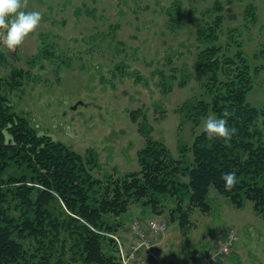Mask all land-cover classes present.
I'll list each match as a JSON object with an SVG mask.
<instances>
[{
	"label": "rangeland",
	"instance_id": "1",
	"mask_svg": "<svg viewBox=\"0 0 264 264\" xmlns=\"http://www.w3.org/2000/svg\"><path fill=\"white\" fill-rule=\"evenodd\" d=\"M215 1L28 0L25 10L43 15L39 27L15 51L9 52L0 43V77L13 67L30 69L20 89L8 92L11 104L27 114L40 133L80 153L95 150L100 167L93 173L98 177L140 169L138 151L146 137L139 130L140 122L131 117L134 110L141 112L142 121L147 118L143 124L151 131L146 134L180 156V145L189 147L207 119L197 127L190 121L182 123L177 107L188 98L209 99L196 63V35L200 25L213 19ZM220 1L228 6L223 11L226 19L220 41H231L229 31L235 29L234 37L241 41L252 65L264 64V57L253 56L264 48V0ZM251 6L255 21L247 17ZM46 44H55V55L64 60L40 58L30 65L28 57ZM159 70L176 74L178 81L190 77L185 86L177 81L174 89L164 94ZM248 101L264 105V66ZM188 155L192 156L189 150ZM208 199L210 212L193 207L183 225L179 219H171L169 211L176 205L171 196L163 197L164 210L159 212L153 211L150 203H133L117 218L125 223L118 234L129 233L139 217L153 218L167 224L164 232L150 230L159 243L155 247L160 261L264 264V218L255 211L253 201L247 199L238 208L214 187ZM145 229L148 231V226ZM231 229L239 237L231 252L206 261ZM196 251L195 260L192 255ZM59 254L58 249L53 264H68L69 256Z\"/></svg>",
	"mask_w": 264,
	"mask_h": 264
},
{
	"label": "trees",
	"instance_id": "2",
	"mask_svg": "<svg viewBox=\"0 0 264 264\" xmlns=\"http://www.w3.org/2000/svg\"><path fill=\"white\" fill-rule=\"evenodd\" d=\"M226 9L216 0L213 19L197 28L196 63L209 99L188 98L177 111L182 123L197 127L210 114L223 118L227 109L228 125L236 129L230 146L208 140L202 130L189 147L180 145L176 157L163 141L146 134L151 131L143 124L147 118L142 121L141 112L134 110L131 117L140 122L146 137L138 151L140 169L98 177L93 173L100 167L95 150L80 153L40 133L28 115L11 104L8 92L20 89L30 69L13 67L0 77V264H53L58 249L59 255L69 256L68 264H123L115 237L123 238L118 233L125 223L117 218L131 204L150 203L159 212L164 210L163 197L171 196L176 202L171 219L183 225L193 207L210 212L211 187L238 208L252 200L264 218V105L248 101L264 64L252 65L234 37L235 29L229 31L231 41H220ZM248 12V20L255 21L254 6ZM253 56L264 57V48ZM28 58L30 65L40 58L64 60L55 55V44ZM159 74L162 92L170 93L178 77L164 70ZM189 77L178 85L185 86ZM229 172H235L238 182L226 191L221 177Z\"/></svg>",
	"mask_w": 264,
	"mask_h": 264
},
{
	"label": "clouds",
	"instance_id": "3",
	"mask_svg": "<svg viewBox=\"0 0 264 264\" xmlns=\"http://www.w3.org/2000/svg\"><path fill=\"white\" fill-rule=\"evenodd\" d=\"M28 0H0V43L9 51H15L23 44L30 34L39 27L43 15L38 10L26 11ZM227 109L222 117L209 116L204 121L203 131L208 140H222L225 146L231 145L232 137L236 133L234 127H229ZM226 191H231L237 184L235 172L222 174Z\"/></svg>",
	"mask_w": 264,
	"mask_h": 264
},
{
	"label": "built area",
	"instance_id": "4",
	"mask_svg": "<svg viewBox=\"0 0 264 264\" xmlns=\"http://www.w3.org/2000/svg\"><path fill=\"white\" fill-rule=\"evenodd\" d=\"M148 229L160 233L166 230L165 221L150 220L147 224ZM131 231L134 235L133 242L126 246L123 240L119 237H115L119 246L120 257L123 264H141L142 261L139 258V251L141 248L145 249V255L159 260V253L155 244L148 239V232L142 226L139 218L135 219L131 224ZM238 240V235L234 230H229L226 235L220 241L217 252L210 254L205 260H216L219 254H228L231 252L232 247ZM163 264V263H161Z\"/></svg>",
	"mask_w": 264,
	"mask_h": 264
},
{
	"label": "crops",
	"instance_id": "5",
	"mask_svg": "<svg viewBox=\"0 0 264 264\" xmlns=\"http://www.w3.org/2000/svg\"><path fill=\"white\" fill-rule=\"evenodd\" d=\"M139 219L141 220L142 226L145 229V227L147 226L148 220L150 221L153 218H150V219L145 220L142 217H139ZM151 233H153V232L148 231V238H149V240L152 243H154L156 245H159V243H157V241H156L157 240L156 239L157 237L155 235L151 234ZM122 234H123L122 237L127 240L126 245L129 246V244L132 242V240L134 238L133 235H132V233H130V231H129V233H122ZM140 251H141V253L139 252V256H140V259L142 260V264H161V262L164 263V264H170V263H166L165 261H161L160 262L159 260L157 262V260H155L154 258L146 256L145 255L144 248L141 249ZM197 255H198V252L197 251L196 252H193L192 258L196 260Z\"/></svg>",
	"mask_w": 264,
	"mask_h": 264
}]
</instances>
